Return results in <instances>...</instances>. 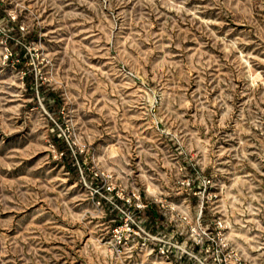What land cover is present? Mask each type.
Here are the masks:
<instances>
[{
    "label": "rangeland",
    "instance_id": "rangeland-1",
    "mask_svg": "<svg viewBox=\"0 0 264 264\" xmlns=\"http://www.w3.org/2000/svg\"><path fill=\"white\" fill-rule=\"evenodd\" d=\"M0 264H264V0H0Z\"/></svg>",
    "mask_w": 264,
    "mask_h": 264
}]
</instances>
